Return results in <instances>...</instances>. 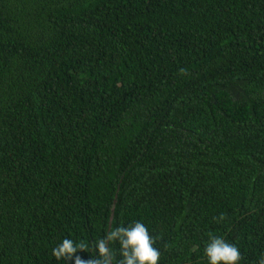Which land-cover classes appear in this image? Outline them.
I'll list each match as a JSON object with an SVG mask.
<instances>
[{
	"label": "trees",
	"instance_id": "trees-1",
	"mask_svg": "<svg viewBox=\"0 0 264 264\" xmlns=\"http://www.w3.org/2000/svg\"><path fill=\"white\" fill-rule=\"evenodd\" d=\"M135 221L158 264H259L264 0H0V264Z\"/></svg>",
	"mask_w": 264,
	"mask_h": 264
},
{
	"label": "clouds",
	"instance_id": "clouds-1",
	"mask_svg": "<svg viewBox=\"0 0 264 264\" xmlns=\"http://www.w3.org/2000/svg\"><path fill=\"white\" fill-rule=\"evenodd\" d=\"M225 219L224 214L219 220ZM156 238L152 237L146 226L135 221L128 226H118L110 229L102 238L94 242L93 250L96 256L87 264H158L160 250L154 247ZM114 244H118L120 259H116ZM83 241L77 243L70 238H64L52 249V256L59 260H71L78 250H84ZM208 264H240L243 259L239 249L220 236H209L204 249ZM75 264H83L77 257ZM264 264V255L259 261Z\"/></svg>",
	"mask_w": 264,
	"mask_h": 264
}]
</instances>
